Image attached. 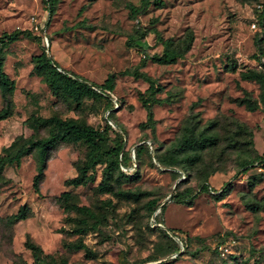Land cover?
I'll use <instances>...</instances> for the list:
<instances>
[{
  "label": "rangeland",
  "instance_id": "rangeland-1",
  "mask_svg": "<svg viewBox=\"0 0 264 264\" xmlns=\"http://www.w3.org/2000/svg\"><path fill=\"white\" fill-rule=\"evenodd\" d=\"M261 1L52 0L48 14L42 0H0V33L18 28L31 34L0 45L2 70L12 83L11 112L0 120V155L10 156L24 138L47 135L49 125L31 117L55 115L102 128L109 98L116 106L102 159L119 138L131 155L125 175L113 170L106 191L96 189L103 163L87 171L90 180L69 183L86 158L82 140L58 141L46 151L36 188V151L2 164L0 264H34L27 238L53 264H264V172L242 166L264 156L261 86L242 75L264 62ZM189 33V47L173 62L150 57L165 44L182 46ZM42 47L70 74L97 85L108 78L109 98L52 92L33 70ZM136 72L159 85L150 119L143 104L147 82ZM186 126L214 142L193 153L180 150L176 143ZM203 179L205 190L199 189ZM188 191L183 202L172 197ZM21 206L25 217L10 222ZM154 211L158 228L150 223Z\"/></svg>",
  "mask_w": 264,
  "mask_h": 264
},
{
  "label": "trees",
  "instance_id": "trees-1",
  "mask_svg": "<svg viewBox=\"0 0 264 264\" xmlns=\"http://www.w3.org/2000/svg\"><path fill=\"white\" fill-rule=\"evenodd\" d=\"M45 9L48 14L52 11V0H42ZM149 2L154 3L156 5L161 4V0H141V5H146ZM259 7V16L261 21L264 22V0L257 3ZM129 11L132 15H135L136 8H134L131 4H128ZM19 36L30 37L31 34L29 30L26 29H13L9 32H1L0 33V45L14 41ZM141 36V35H140ZM39 43L42 42L41 38L36 37ZM134 39V38H133ZM191 34L189 33L185 42L182 46L168 48V45L162 47L160 53H153L150 57L157 62L162 63H170L175 60V58L179 57L182 52H184L190 44ZM257 47L259 52L261 51L260 39H257ZM33 70L36 73H41L44 75L46 82L52 92H57L59 89H64L69 92L74 97H79L83 94H93L95 95H103L108 97L106 91L112 88V84L108 81L109 79H105L101 84H93L92 82L86 81L84 78H81L78 75L70 74L68 71L64 70L60 67L57 62H55L50 56H47L44 52V48L42 47L40 53L34 56V65ZM136 75L142 77L147 82V97L143 100V104L146 109L147 119L151 117L150 111V103L153 100V94L157 89H159V85L155 82L154 79L147 76L142 72H136ZM243 76H247L255 79L261 86V94H260V102L262 104V108L264 110V62L261 63L260 69H248L247 71L242 73ZM12 90L11 80L7 77V75L2 70V57H1V48H0V95L3 100V105L0 107V120L6 118L10 112L12 107V101L10 98ZM109 98V97H108ZM246 105L249 109H253L255 107L254 103L246 102ZM107 113L104 116V126L102 128H96L86 123L78 122L74 118H60L55 115H51L49 117H31V122L39 125H49V130L47 135L40 138H24L23 142L16 146L10 156L0 155V168L2 164L10 163L11 161H17L21 156L30 153L32 150L36 151L38 158V166L36 169V173L32 178V185L34 188L37 187V183L42 175V169L44 167L45 161V153L46 151L52 147L58 141L64 142H76V141H84L87 144L86 150V158L85 161L78 166L77 173L73 176L69 183L73 185H77L87 180H90V174L87 171L97 163H103V167L101 169V175L99 182L96 185V189L98 191H106L110 188V177L112 175L113 170L119 171L120 174L123 172H127V168L131 163V155L127 153L126 150L122 147V140L119 138L118 141H115L113 146L109 148L110 155L107 159H102V151L101 146L105 144L106 140V130L112 128L108 123L110 120L112 111H113V103L111 98H109L108 107L105 109ZM112 123V122H111ZM237 127H241L237 125ZM214 142V137L212 135H204L201 133H194V131L186 126L183 129V132L179 138V141L176 143L177 147L180 150H189L190 153H193L197 148H201L207 144H211ZM14 144V141L11 143ZM142 145L147 149V144L143 142ZM150 147V144H149ZM140 145L135 146L133 152H139ZM134 154V153H133ZM159 162V160H157ZM160 163V162H159ZM161 164V163H160ZM165 165V164H161ZM264 166V156H259L257 158H253L242 162V166ZM166 166V165H165ZM168 166V165H167ZM123 171V172H122ZM176 174L183 175L184 172L180 169L175 170ZM264 172V171H263ZM185 176L183 175V178ZM207 188V182L203 179L200 182L199 189L205 190ZM187 189H184L186 191ZM183 192V191H182ZM180 192L179 194H181ZM117 195L123 197H132L136 198L137 194L125 191L118 190L115 192ZM62 195H65V198L68 196V192H62ZM191 191L183 194L178 197V194H173L172 197H176V201L183 202L185 198L190 197ZM178 197V198H177ZM68 201V198L66 199ZM65 200V201H66ZM66 201V206L81 208V206H77L76 204L69 203ZM153 203V201H151ZM158 204L155 205V207ZM164 203L160 204L159 210L163 208ZM154 210V208H150V213ZM158 213L154 215L151 214L150 218H153L152 226L159 227L157 223H160L158 220ZM25 217V207L21 206L17 209L15 213L10 214L7 219L10 222L16 221L18 219H22ZM151 223V222H150ZM164 232L165 235H168L165 232V229H160ZM24 245L31 249L32 257L34 264H53L47 263L43 261V254H41V249L38 245L31 242L28 238L25 240Z\"/></svg>",
  "mask_w": 264,
  "mask_h": 264
},
{
  "label": "built area",
  "instance_id": "built-area-1",
  "mask_svg": "<svg viewBox=\"0 0 264 264\" xmlns=\"http://www.w3.org/2000/svg\"><path fill=\"white\" fill-rule=\"evenodd\" d=\"M251 26H254V23H253V22L251 23ZM113 104H114V106H116V102L113 101ZM106 113H107V111H105V114H106ZM108 123H109L111 126H113V124L111 123V121L108 120ZM256 167H257V169H259V170L261 169V171H264V166H259V165H257ZM182 176H183V175H182ZM154 214H155V213H154ZM154 214H153V215H154ZM150 221H151V223H153V222H152V221H153V218H152V217L150 218ZM157 224L159 225L160 223H157Z\"/></svg>",
  "mask_w": 264,
  "mask_h": 264
},
{
  "label": "water",
  "instance_id": "water-1",
  "mask_svg": "<svg viewBox=\"0 0 264 264\" xmlns=\"http://www.w3.org/2000/svg\"><path fill=\"white\" fill-rule=\"evenodd\" d=\"M162 203V202H161ZM155 213V211L153 212V214ZM160 225V224H159Z\"/></svg>",
  "mask_w": 264,
  "mask_h": 264
}]
</instances>
